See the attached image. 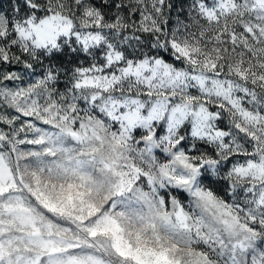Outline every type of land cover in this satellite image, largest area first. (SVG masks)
I'll return each mask as SVG.
<instances>
[{
	"label": "snow or ice",
	"instance_id": "1",
	"mask_svg": "<svg viewBox=\"0 0 264 264\" xmlns=\"http://www.w3.org/2000/svg\"><path fill=\"white\" fill-rule=\"evenodd\" d=\"M0 264H264V0L0 6Z\"/></svg>",
	"mask_w": 264,
	"mask_h": 264
},
{
	"label": "rangeland",
	"instance_id": "2",
	"mask_svg": "<svg viewBox=\"0 0 264 264\" xmlns=\"http://www.w3.org/2000/svg\"><path fill=\"white\" fill-rule=\"evenodd\" d=\"M3 0H0V6H2ZM6 7V6H5ZM181 198L185 200V203L187 202L185 199V194H181Z\"/></svg>",
	"mask_w": 264,
	"mask_h": 264
},
{
	"label": "trees",
	"instance_id": "3",
	"mask_svg": "<svg viewBox=\"0 0 264 264\" xmlns=\"http://www.w3.org/2000/svg\"><path fill=\"white\" fill-rule=\"evenodd\" d=\"M2 2H3V3H2V6H3V7L7 6L8 0H3Z\"/></svg>",
	"mask_w": 264,
	"mask_h": 264
}]
</instances>
